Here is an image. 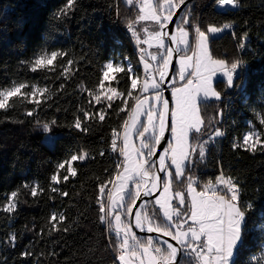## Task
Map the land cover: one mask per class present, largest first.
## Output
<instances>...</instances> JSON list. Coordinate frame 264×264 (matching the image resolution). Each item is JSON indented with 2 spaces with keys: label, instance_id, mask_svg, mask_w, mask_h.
I'll use <instances>...</instances> for the list:
<instances>
[{
  "label": "snow or ice",
  "instance_id": "snow-or-ice-1",
  "mask_svg": "<svg viewBox=\"0 0 264 264\" xmlns=\"http://www.w3.org/2000/svg\"><path fill=\"white\" fill-rule=\"evenodd\" d=\"M76 2L66 0L56 12V19L69 16ZM120 3L136 10L134 17L124 19L127 31L138 46L137 63L127 57L119 62L108 60L99 68L95 89L78 84L77 88L89 97V107H100L92 112L78 105L82 116L74 114L69 125L87 134L93 121L106 120L110 109L117 116L126 113L119 129L112 128L110 143L111 150L123 159L114 165L110 178L98 184L95 198L100 223L106 226L109 237H115L109 245L115 254L114 264H234L233 257L243 242L247 214L254 210L253 203L242 201L238 180L223 171L214 181L203 185L191 174L194 155L203 161L208 146L225 136L218 125L229 105L225 103L220 107L219 103H213L223 99L221 91L214 86V78L221 74L225 87H235L234 74L245 62L238 57L232 60L214 57L210 42L216 34L232 29L233 24L202 26L187 0H120ZM216 4L225 10V6L232 9L241 6L240 0H216ZM114 12L117 17L122 16L119 3ZM137 25L141 27L138 29ZM232 37L239 41L238 50L246 47L247 31L239 37L233 31ZM69 56L65 50L45 47L20 63L33 73L55 75L59 72L56 79L68 80L79 71L73 68L76 61ZM174 60L175 75L172 76ZM138 67L142 70L138 71ZM113 83L117 86H111ZM164 84L172 85L171 102L163 95ZM64 87L61 84L57 91ZM29 88L31 91L27 90ZM49 90L47 86L28 82L2 86L0 111L15 110L18 100L35 106L24 109V115L33 117L51 100ZM116 101L120 103L118 108L114 107ZM209 109H212L211 114ZM256 115L259 125L264 127V114ZM55 123V120L48 123L37 120L36 126L42 125L48 132L50 124ZM166 133L171 139H167ZM166 139L167 146L157 152V146ZM232 148L264 152V132L253 128L238 142H233ZM104 154L100 152L101 156ZM86 159L88 154L81 149L79 154L73 153L58 162L50 174L49 190L67 197L69 193L62 191L59 185L76 177L74 163ZM22 188L30 189L33 198L45 192L38 183L31 186L25 183ZM21 202L20 190H14L0 203V211L11 216ZM128 217L133 218L131 223ZM65 220L63 213H51L49 230L68 231L60 228ZM133 225L156 236L140 238L133 231ZM15 241L16 234L11 233L5 242L15 247ZM31 255L30 251L20 253L22 258ZM260 259L264 260V256Z\"/></svg>",
  "mask_w": 264,
  "mask_h": 264
},
{
  "label": "trees",
  "instance_id": "trees-1",
  "mask_svg": "<svg viewBox=\"0 0 264 264\" xmlns=\"http://www.w3.org/2000/svg\"><path fill=\"white\" fill-rule=\"evenodd\" d=\"M65 3L66 0H0V87L19 82L36 83L39 87H49L51 96L33 117L24 115V109L35 106L18 100L15 110L0 111V203L17 189L22 201L11 216L0 211V264H114L115 254L109 245L115 237H109L106 226L100 223L95 198L98 184L110 178L114 165L120 161L119 154L110 151L111 130L119 129L126 113L117 116L110 109L106 120L93 121L87 134L69 125L74 114L82 116L78 105L92 112L100 107H89V97L77 88L78 84L95 89L99 68L108 60L119 62L127 57L137 63L138 46L127 31L124 19L134 17L136 10L129 9L120 0H77L69 16L56 19V12ZM118 3L121 17L114 12ZM215 4L216 0H193L189 5L204 27L233 24L232 29L211 39L210 48L214 57L242 59L246 70L234 78L235 87H225L224 79L214 82L223 99L213 103H219L220 107L225 103L229 105L218 125L225 136L208 146L203 161L194 155L191 174L198 177L201 185L214 181L220 171L238 180L242 201L252 202L254 210L247 214L243 242L233 261L234 264H250L251 256L260 251L263 241L259 226L264 221V152L233 150L232 143L242 139L248 128L247 121L262 131L253 109L264 97V0H240L239 8L224 12L217 11ZM136 27L139 29L141 25ZM233 31L237 37L247 31L243 50L237 49L239 41L233 39ZM143 35L141 32L142 38ZM45 47L67 51L69 58L76 61L73 68L79 71L64 80L55 78L59 72L55 75L33 73L21 66V61L29 60ZM141 70L138 67V71ZM61 84L64 89L57 91ZM119 106L116 101L114 107ZM37 120L57 121L50 124L48 131L57 135L52 146L43 141L46 132L42 125L36 126ZM81 149L87 152L88 159L75 162L77 176L59 185L69 195L52 193L48 186L55 165L73 153L79 154ZM101 151L105 153L103 156ZM25 183L30 186L38 183L45 188L44 194L31 197L30 189L22 188ZM53 212L65 215L60 228L68 231L49 230L48 218ZM11 233L16 234L15 247L5 242ZM22 251L33 255L22 258Z\"/></svg>",
  "mask_w": 264,
  "mask_h": 264
},
{
  "label": "rangeland",
  "instance_id": "rangeland-1",
  "mask_svg": "<svg viewBox=\"0 0 264 264\" xmlns=\"http://www.w3.org/2000/svg\"><path fill=\"white\" fill-rule=\"evenodd\" d=\"M228 8H231V6H228L226 9H228ZM222 33H218L214 37H217V36L221 35ZM188 54L191 55V53H188ZM174 75H175V70H174L173 76ZM221 79H223L222 75L221 74H218L217 77L214 78V82L217 81V80H221ZM106 86H108V82H106ZM171 99H172V96H171ZM257 104L258 105H256V103H255L254 109H253V113L255 115L256 120H257V115H256L257 113L264 114V97H262L259 101H257ZM247 124H248V128H247V130L245 132H247V131H249V130H251L253 128L258 129L255 125H253L249 121H247ZM262 132H264V127H262ZM56 137H57L56 134H51L50 132H46L45 135H44V137H43V141L47 145L52 146L54 144V141H55V138ZM170 139H171V137H170ZM166 146H167V144H166ZM122 159H123V157H120V160H122ZM127 219H129V217ZM259 229L261 230V235L263 236V241L261 243L260 251L258 253L253 254L251 256V258H250V264H258V261H259V264H261V263L264 262V260H261L260 259L262 256H264V223H262L261 226H259Z\"/></svg>",
  "mask_w": 264,
  "mask_h": 264
},
{
  "label": "water",
  "instance_id": "water-1",
  "mask_svg": "<svg viewBox=\"0 0 264 264\" xmlns=\"http://www.w3.org/2000/svg\"><path fill=\"white\" fill-rule=\"evenodd\" d=\"M192 1L193 0H187L188 4H190ZM174 70H175V60L173 61V66H172V69H171V75L172 76H173ZM162 88L164 90L163 91L164 97L167 98L171 102V84H164V85H162ZM165 135H166L167 139H170V134L169 133H166ZM167 139L162 141L161 145L157 146V152L163 151V148L166 147ZM154 159H155V157H154ZM145 199H150V198L146 197ZM132 219H133L132 217H129V222L130 223H131ZM133 231H135L136 234L141 235V236H148V235H152L153 237L156 236L155 233H147L146 231H141L139 229H136L134 227V225H133ZM163 239H169V241H170V238H167V237H164ZM170 242H172V241H170ZM172 243H174V242H172Z\"/></svg>",
  "mask_w": 264,
  "mask_h": 264
},
{
  "label": "built area",
  "instance_id": "built-area-1",
  "mask_svg": "<svg viewBox=\"0 0 264 264\" xmlns=\"http://www.w3.org/2000/svg\"><path fill=\"white\" fill-rule=\"evenodd\" d=\"M214 7H215V9H216L217 11H220V12H224V11H226L225 9H219V8H217V4H215ZM227 7H228V6H225V8H227ZM228 9H231V8H228ZM228 9H227V10H228ZM245 70H246V65L244 64L243 67H242L241 69H238V70H237V74H234V78L243 75L244 72H245ZM221 138H222V137L217 138V139H221ZM110 151L113 152V151L111 150V147H110Z\"/></svg>",
  "mask_w": 264,
  "mask_h": 264
},
{
  "label": "flooded vegetation",
  "instance_id": "flooded-vegetation-1",
  "mask_svg": "<svg viewBox=\"0 0 264 264\" xmlns=\"http://www.w3.org/2000/svg\"><path fill=\"white\" fill-rule=\"evenodd\" d=\"M128 220H129V219H128ZM137 236H141V235H138V234H137ZM141 237H143V236H141Z\"/></svg>",
  "mask_w": 264,
  "mask_h": 264
},
{
  "label": "bare ground",
  "instance_id": "bare-ground-1",
  "mask_svg": "<svg viewBox=\"0 0 264 264\" xmlns=\"http://www.w3.org/2000/svg\"><path fill=\"white\" fill-rule=\"evenodd\" d=\"M218 8V7H217ZM220 9V8H219Z\"/></svg>",
  "mask_w": 264,
  "mask_h": 264
}]
</instances>
